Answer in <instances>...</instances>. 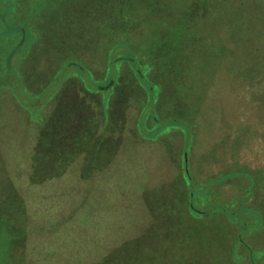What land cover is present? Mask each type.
Segmentation results:
<instances>
[{
  "label": "rangeland",
  "instance_id": "rangeland-1",
  "mask_svg": "<svg viewBox=\"0 0 264 264\" xmlns=\"http://www.w3.org/2000/svg\"><path fill=\"white\" fill-rule=\"evenodd\" d=\"M65 1L47 0L35 16L38 0H0V217L11 210V221L27 230L20 247L4 252V264H251V250L264 264V0H226L231 15L211 20L218 29L211 38L222 37L227 59L194 61L193 25L192 57L171 68L146 66L151 78L137 77L139 62L171 59L167 33L154 39L137 16L104 26L107 34L115 26L138 54L119 62L112 57L124 48L110 54L111 40L98 44L99 1L77 7L86 17L53 26ZM110 10L122 21L119 7ZM77 28L96 36L95 45L72 55L95 51L93 61L74 70L61 59L56 69L59 50L50 42ZM152 80L165 81L164 92ZM162 92L169 97L159 103ZM77 99L89 105L84 125L75 123ZM96 115L110 129L96 122L97 139L85 142ZM172 115L193 124L169 127ZM101 133L111 137L103 154L89 153ZM61 141L80 150L65 151L73 159L59 173L52 146ZM243 170L248 175L225 176Z\"/></svg>",
  "mask_w": 264,
  "mask_h": 264
},
{
  "label": "trees",
  "instance_id": "trees-1",
  "mask_svg": "<svg viewBox=\"0 0 264 264\" xmlns=\"http://www.w3.org/2000/svg\"><path fill=\"white\" fill-rule=\"evenodd\" d=\"M8 1H11L12 5L15 6V4L18 3L20 0H2V2H8ZM88 1L89 0H66L61 5V10L56 11V13L59 15V18H54L50 16L54 20V22H51V23L53 24V26L59 25L60 23H64V22L73 23L71 22L72 20L73 21L76 19L80 20L79 18L86 17L85 12L81 10L80 11L77 10V7L79 8L80 7L79 5L81 4L84 5L85 2H88ZM97 1H99L101 5L100 7H101L102 13L100 11L98 20L100 19V28L103 30V32L100 31L101 37H98V38H101V41H99L98 44L102 42L104 43L107 40L109 41L111 40V46L109 49L110 54L111 53L114 54L115 50H117L118 48H124L126 50L125 52H120V53L116 52L112 57L113 60H117L120 62V61H123V59H127L128 62L131 64V62H135V60H139V59L136 58L138 56L137 52H135L134 50L132 52L130 45L126 43L125 41H123L121 39V36L118 37L117 33H113L116 31L115 26H112V27L110 26L111 32L109 31V34L106 33L107 31H104L106 29L104 26H107L109 24L111 25L118 24V22L124 23L128 21V17L137 16L136 21L138 22V24L145 22V26L150 25L152 27L154 39L157 40L158 36L159 35L161 36L164 33H167L166 35H169L167 38L164 36L163 42L165 46L167 45L166 49L171 59L170 58L165 59L162 56L163 54L162 55L160 54L161 62L158 57H156L155 60L152 61L151 63L149 61L147 63H144V66H142L141 62H139V67H140L138 71L139 73H136L138 78L141 76L151 78V76L147 73L148 70L145 69L146 66H148L150 70L152 69L154 71L155 69L157 70L160 67V64H163V62L165 63V68H171L173 66H177L178 63L180 64V61H185L186 57H187L186 59H190L192 57L190 53L192 52L193 48L190 44V37L188 34L190 32V28H192L193 25H194V61L198 62L199 58L208 59V57H210L212 54L216 58H219L221 56L222 58H226V59L228 58L224 54V50L223 51L221 50L222 46H219V44L220 45L224 44L222 37L219 36V37L211 38L212 32L215 35L218 32V29L214 27L211 20H213L216 16H218V18L222 20V16L226 17L228 15H231L232 13L226 10V6H230V5H226V0H186L185 1L186 7L183 10H180L178 8L179 0H173V2L170 4L167 3V1L169 0H97ZM46 2L47 0H38V6L36 8V11L35 12L33 11L35 16L37 15V13L41 12L43 8H45ZM73 3H77L76 7L74 8L71 7ZM118 7L120 9L119 11L122 17V21L120 17H118V15L114 14L115 10L114 11L110 10V8L116 9ZM232 8L233 6L231 7V9ZM72 9H75V10H72ZM108 14H111V15H108ZM233 14L237 15L239 13L237 12V10H234ZM57 20L59 22L56 24ZM229 23L231 26V31L234 30V32H236V28H235L236 26H232V25H235V22L231 21L229 18ZM257 26L258 25L256 21H254L253 25L249 27L251 29L257 30L256 29ZM63 28L65 27L63 26ZM66 29H69V31L71 32L72 30L71 25L68 26V28ZM84 29L82 30V29L77 28V31L72 33L70 37L65 38V39H62L61 37L59 39H56L55 43H53L52 41L50 42L53 48H56L59 50L58 52H56L57 53L56 55L54 54V56H56L54 57L55 58L54 65L56 69L61 67V59L64 62L68 63L69 67H73V69L74 67H77V65H80V63L86 66L85 65L86 63L87 65H90L89 62L93 61V60L91 61L90 58H88V56L89 55L95 56L96 54L95 51H92L90 54H86L85 56L83 55L81 59H76L77 56L74 54L72 55V52L76 50V48L79 47L80 45H83L84 47L95 45L94 38L96 36H92L91 33L87 34L86 32H84ZM234 32H231V34ZM191 33L193 34V31ZM49 39L51 40L53 39L51 37V32H50ZM219 40L221 41V43H219ZM88 41L91 43L88 44L87 43ZM99 46H101V44ZM158 49L159 51L164 50L163 48L162 49L158 48ZM262 51L264 53V47ZM254 54L255 53L252 52L253 56ZM59 59L60 61H58ZM256 59H258L257 55L254 56L255 64H256V61H255ZM244 65L247 66V64H244ZM141 66L143 68H141ZM252 71H255V68H252ZM262 72L264 74V68ZM172 78H174L175 80V76H172ZM152 82L153 84L157 85L158 91L164 92L163 86L166 83L165 81L158 83L152 80ZM64 88L69 93L73 91L74 89L72 87H69V84H68V87H64ZM73 95L77 96V92L73 93ZM168 95L169 94L163 93V95L160 96L159 103H160V100H162L161 98L167 101L169 97ZM66 102L67 101H64V105H67ZM88 107L89 105H86V102L85 103L81 102L80 99H77L74 102L75 116L77 119V121L75 122L76 124L84 125L83 119L86 120V118H83L82 112H86V109ZM102 107H101V113H103L104 115V112H103L104 107L103 108ZM67 111L69 112L70 108H67ZM156 116H157V118L155 117L156 121L160 123L162 119L161 120H158V119L163 118V117L160 114L158 115L156 114ZM172 117H173V120L170 123L169 127L173 125L176 126V125H182V124L186 126L188 123H189V126H191L193 124L190 119L188 121V119H185L182 116L172 115ZM105 120L103 121V124H102V118L99 117L98 115H96L95 119L92 118V121H90L91 122L90 126H93L92 135L90 138H87L85 142H89V139H92L94 135L96 138L97 129L100 124L103 125L102 126L103 132L106 133V127L107 129H110L109 126H110V123L112 122L110 121L109 123ZM96 122L98 126H96ZM168 128L160 129L158 130V133H161V131L167 130ZM105 133L100 134V137L97 140V147L94 146L95 150L89 151V153H94L96 155H99V153H102V148L104 144L108 142L109 140H111V137H108ZM158 133H156V135ZM74 134L75 133L73 132H71V134L69 133L68 138H73V137H70V135H74ZM77 136L80 138L79 144H82V148L88 147L90 145L89 143L83 144L84 140L81 137L80 133H77ZM79 144L78 142L61 141V142H57L56 145L52 146L54 148L55 147L57 148V154L54 155L56 156L55 159L57 160V162H52L53 163L52 169L54 170L59 169V173L64 171L66 169L65 166L73 159V158H69V156L65 153V151L68 152L69 154H72L73 150H80ZM47 152L48 154L50 153L49 151ZM47 152H46V156L48 155ZM49 155H52V154H49ZM187 157L188 155L186 154V160H187ZM187 168H189L188 165H187ZM241 172H244L247 174L249 171L243 170V171H239L238 173H241ZM187 173H188L187 174L188 177L191 179V174H190L189 169H187ZM234 174H237V173H230L229 175H234ZM249 175L255 178L252 173ZM256 180L257 179L253 181V184ZM3 215L4 217L3 216L0 217V264H4V252L9 248V246L14 251L15 246L20 247L22 238H25L27 235L26 227L23 224H19L20 222L16 224L15 222L11 221V219L9 218L10 216H14L11 210H6V212H4ZM20 215H21V210L18 216ZM3 219L4 221H2ZM13 251L11 252L10 258L13 256ZM250 252H251V258H250L251 264H258L256 252H254L253 250H251Z\"/></svg>",
  "mask_w": 264,
  "mask_h": 264
},
{
  "label": "crops",
  "instance_id": "crops-1",
  "mask_svg": "<svg viewBox=\"0 0 264 264\" xmlns=\"http://www.w3.org/2000/svg\"><path fill=\"white\" fill-rule=\"evenodd\" d=\"M238 174H240V175H248V174H246V173H244V172H241V173H237V174H234V175H225L226 177H231V176H236V175H238ZM222 178H224V177H222Z\"/></svg>",
  "mask_w": 264,
  "mask_h": 264
}]
</instances>
